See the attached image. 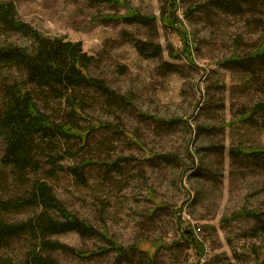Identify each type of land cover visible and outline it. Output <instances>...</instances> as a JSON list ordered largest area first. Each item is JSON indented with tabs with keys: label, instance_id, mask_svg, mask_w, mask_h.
Segmentation results:
<instances>
[{
	"label": "rangeland",
	"instance_id": "374dc122",
	"mask_svg": "<svg viewBox=\"0 0 264 264\" xmlns=\"http://www.w3.org/2000/svg\"><path fill=\"white\" fill-rule=\"evenodd\" d=\"M125 1L155 20L126 22L123 3L14 1L18 18L43 34L82 42L95 57L89 73L123 99L82 86L25 85L61 122L75 97L85 116L76 119L79 133L88 137L37 138V162L22 172L4 162L0 132V197L47 182L97 233L47 234L83 257L43 249L42 234L24 233L0 246V264H22L34 250L60 264H262L264 155L248 152L264 149V59L254 55L264 45V0H177L174 27L163 23L166 0ZM7 42L33 43L0 32V45ZM11 78L25 80L18 67ZM36 211L0 218L25 221Z\"/></svg>",
	"mask_w": 264,
	"mask_h": 264
},
{
	"label": "trees",
	"instance_id": "16d2710c",
	"mask_svg": "<svg viewBox=\"0 0 264 264\" xmlns=\"http://www.w3.org/2000/svg\"><path fill=\"white\" fill-rule=\"evenodd\" d=\"M15 0L0 2V32L1 34L19 33L30 37V45H20L7 42L0 45V132L5 139L4 162L15 166L22 172L29 166H34L36 160L35 147L37 138L45 141L57 140L61 136L77 137L82 142L87 141L88 134L82 135L76 119L85 118L82 108L74 103L75 97L70 95L68 103L72 105L70 119L66 122L57 121L42 112L35 102L26 84H34L38 88L46 87L60 90L69 87L94 88L107 96L123 99L107 86L105 79L94 77L89 73V66L95 60L83 50L82 42H73L64 37H50L43 34L27 22L18 18ZM124 1V2H123ZM90 4H126L128 14L123 16L126 22L149 23L155 16L144 15L129 6L125 0H89ZM170 14L163 19L169 27H174L177 11V0H166ZM166 6L164 9L166 10ZM164 11V10H163ZM165 12V11H164ZM146 45V44H145ZM143 47H140L142 52ZM255 57H263L264 45L254 53ZM236 62H242L235 59ZM18 67L25 77L21 83L11 78L13 69ZM46 90V89H45ZM65 97V95H64ZM39 150V149H37ZM36 150V151H37ZM255 156L264 155V149L248 152ZM80 177L84 183L83 174L78 167L65 168ZM28 208H37L32 218L8 222L0 218V246L12 245L14 239L24 233L34 231L42 234L41 247L49 250L68 249L77 256L82 253L57 241L47 240V234H59L66 231H76L81 236L96 234L95 228L85 223L76 215L70 213L62 201L56 196L54 189L47 182L35 183L32 191L26 195L3 199L0 197V211L20 212ZM51 211L57 215L51 214ZM251 214H253L251 212ZM185 236L194 244L196 237L191 229L185 230ZM22 264H60L57 259L34 250ZM264 264V262L262 263Z\"/></svg>",
	"mask_w": 264,
	"mask_h": 264
},
{
	"label": "built area",
	"instance_id": "2783aa9c",
	"mask_svg": "<svg viewBox=\"0 0 264 264\" xmlns=\"http://www.w3.org/2000/svg\"><path fill=\"white\" fill-rule=\"evenodd\" d=\"M198 230H200V228H198Z\"/></svg>",
	"mask_w": 264,
	"mask_h": 264
}]
</instances>
